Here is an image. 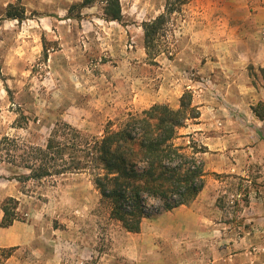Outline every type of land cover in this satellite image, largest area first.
I'll use <instances>...</instances> for the list:
<instances>
[{"label": "rangeland", "instance_id": "rangeland-1", "mask_svg": "<svg viewBox=\"0 0 264 264\" xmlns=\"http://www.w3.org/2000/svg\"><path fill=\"white\" fill-rule=\"evenodd\" d=\"M81 1L0 0V140L20 138L41 146L59 121L87 136H101L108 124L120 126L155 104L179 108L186 91L194 94L188 85L197 79V69L185 49L199 57V47L189 49L192 31L199 26L200 11L215 1L190 0L181 12L169 15L151 54L145 48L143 24L165 13L167 0H120V23L103 19L99 1L75 18V4ZM9 9L24 12L23 19L7 18ZM257 111L264 114L262 105ZM196 122L188 120L174 142L201 161L199 153L205 150L189 133ZM9 168L0 165V222L7 198L19 202L21 220L0 227V248L5 250L0 255H11L1 257L0 264L146 260L137 251L140 239L112 216L111 201L101 196L90 171L21 184L11 178ZM259 171L264 172L254 168L251 183L233 174L205 172V184L211 186L212 197L218 195L226 224L245 218L243 206L253 190V196H262ZM143 200V219L156 221L167 213L153 214L162 200L148 195Z\"/></svg>", "mask_w": 264, "mask_h": 264}, {"label": "crops", "instance_id": "crops-1", "mask_svg": "<svg viewBox=\"0 0 264 264\" xmlns=\"http://www.w3.org/2000/svg\"><path fill=\"white\" fill-rule=\"evenodd\" d=\"M213 1L200 11L189 42V49L199 47V57L185 49L197 69L188 88L199 117L189 133L205 150L198 152L204 174H233L251 183L254 168L264 170V120L257 111L262 105L264 112V0ZM211 192L204 184L191 202L156 221L143 219L137 233L127 231L140 239L141 264H264V186L259 198L249 192L245 218L235 224L224 222Z\"/></svg>", "mask_w": 264, "mask_h": 264}, {"label": "trees", "instance_id": "trees-1", "mask_svg": "<svg viewBox=\"0 0 264 264\" xmlns=\"http://www.w3.org/2000/svg\"><path fill=\"white\" fill-rule=\"evenodd\" d=\"M98 1L105 21H122L120 0H82L75 4V11H78L75 18L80 17L82 9L92 7ZM189 1L167 0L165 13L143 24L148 54L157 47L156 41L168 16L181 12ZM6 16L22 20L24 12L9 9ZM158 52L152 56L155 58ZM198 117L193 95L186 91L178 109L155 104L140 114L130 115L120 126L108 124L101 136H87L59 121L41 146L25 139L3 137L0 140V165L8 164L11 178L21 184L90 171L101 196L111 201L112 216L126 231L137 233L145 218L144 195L162 200L165 210L169 211L191 202L202 191L205 184L202 162L186 154L183 147L174 142L187 121ZM260 117L264 120V115ZM173 198L177 199L174 201ZM18 204L14 198L3 201L0 227L8 228L21 220ZM4 252L0 248V253ZM10 256L5 254L0 258Z\"/></svg>", "mask_w": 264, "mask_h": 264}, {"label": "built area", "instance_id": "built-area-1", "mask_svg": "<svg viewBox=\"0 0 264 264\" xmlns=\"http://www.w3.org/2000/svg\"><path fill=\"white\" fill-rule=\"evenodd\" d=\"M177 198H173V200L175 201ZM160 202V208H159V210H156V211H154V213L153 212H149V213H153V214H156V213H159V212H161V211H166L165 210V203L163 202V201H159ZM161 210V211H160ZM144 213L145 214H147V206H146V204L144 203Z\"/></svg>", "mask_w": 264, "mask_h": 264}]
</instances>
